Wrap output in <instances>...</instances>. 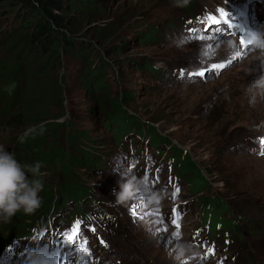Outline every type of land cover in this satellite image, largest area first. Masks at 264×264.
Listing matches in <instances>:
<instances>
[{"label": "rangeland", "instance_id": "374dc122", "mask_svg": "<svg viewBox=\"0 0 264 264\" xmlns=\"http://www.w3.org/2000/svg\"><path fill=\"white\" fill-rule=\"evenodd\" d=\"M99 1L102 8L91 12V17H99V13L110 17L77 30L81 49L63 54L60 63H55L52 74L61 96L51 104V113L63 126L56 136L47 138V145L56 143L71 150L67 133L80 136L84 132L81 141L96 154L98 165L106 168L102 173L94 166L67 174L65 168L53 165L50 171L44 166L40 171L44 185L41 200L46 191L48 194L54 189L56 193L58 186L73 182L89 189L90 200L96 199V205L103 209L101 217L94 215L88 225L59 228H67L69 259L74 258L77 264H179L168 250L182 245L186 249L183 264L223 262L218 254L202 255L195 243L202 232L203 217L198 196L189 192L185 178H177L172 193V183L167 184L169 191L161 188L169 181L162 165L148 166L147 174L139 176L116 157L110 159V165L104 161L109 159L106 153L116 149L109 128L112 118L107 113L115 110L112 100L120 94L126 95V111L169 137L202 170L209 181L203 195L216 196L228 206L226 213L211 221L217 227L215 232L226 236L227 246L215 237L227 264H264V102L250 106L243 93L245 86L261 74L262 65L258 53L241 44L249 29L264 28L263 15L256 18L257 25L251 21L252 15H260L259 1L238 0L235 7L221 0H189L185 7H177L176 0ZM260 1L264 5V0ZM19 7H12L11 0H0V33ZM237 7L244 8L245 14L236 17L230 29L222 22ZM192 15L201 18L193 35L179 36L178 25ZM96 28H105L103 33L113 29L115 33L98 40ZM218 29L223 30L221 35ZM231 40L240 44L235 55L227 47ZM205 45L210 49L207 57L202 55ZM146 61L161 73L156 76L146 70ZM212 65L223 66L216 74L195 75L204 67L213 70ZM99 68L101 77L93 79ZM167 71L181 73V79H173ZM101 78L106 80L108 97L100 90L90 94L84 91L85 87L91 89V80L95 84ZM10 115L3 119L0 130V146L6 150L17 135ZM159 161L162 163L163 158ZM156 175L163 177L161 182L148 183ZM171 179L175 177L171 175ZM127 182L133 184L136 195L125 204H117L112 189L119 191L120 184ZM172 212L175 218L169 215ZM15 216L8 222L0 220V237L10 235ZM42 222L41 217L34 223L41 233ZM55 239L57 245L51 242L52 250L58 251L60 236ZM31 241L44 245V251L45 245L49 246L45 234ZM237 251L247 259H237Z\"/></svg>", "mask_w": 264, "mask_h": 264}, {"label": "trees", "instance_id": "16d2710c", "mask_svg": "<svg viewBox=\"0 0 264 264\" xmlns=\"http://www.w3.org/2000/svg\"><path fill=\"white\" fill-rule=\"evenodd\" d=\"M99 3V0H11L12 7L20 4L19 8L24 11V15L18 9L15 18L7 27L4 26L0 33L4 42L0 44V47L4 44L0 49V130L3 119L9 112L12 113L10 119L17 135L13 137L9 144L11 147H8L7 151L13 153L22 165L39 162L41 169L44 166L47 171L57 165L65 168L67 174L72 171L78 174L80 170L93 169L94 166L97 170L100 169L99 171L106 168L98 165L96 154L81 141L84 132H81L80 136L72 132L67 133L66 140L71 150H64L56 143L47 145V138L56 136L60 126H63L62 122L57 121L59 117L51 113V104L57 96H61V90L57 89L52 74L55 63H60L63 54L78 53L81 49L76 39L77 30L85 24L105 21L110 17H104L102 13H99V17H91V12L102 8ZM104 29H94L95 38L102 40L115 33L113 29L103 33ZM145 68L156 73L148 63H145ZM101 74L102 70L99 68L97 76L93 79L101 77ZM105 81L101 78L93 84L91 80V89L85 87L84 91L90 94L100 90L101 95L108 97L107 89H104ZM13 84L15 88L8 91ZM124 98L126 95H115L112 100L115 110L107 113L108 117L112 118L109 128L116 140L121 141L131 132H136L144 136L149 135L146 137L154 147L169 144L178 164V174L188 181L191 187L189 192L198 196L201 209L206 210L219 203L221 212H224L227 205L221 204L216 196L203 195L202 190L208 188L209 181L197 164L183 149L172 144L169 137L161 135L153 125L126 111ZM41 123L45 129L43 134L26 137L20 142V136L28 127ZM103 159L107 163L106 158ZM57 189L56 193L51 189L50 193L47 194L46 191L43 194L41 207L34 214L26 215L22 211L17 213L15 227L9 228L12 229L9 238L24 235L25 229L37 218L47 215L51 210L57 211L66 202L75 203L76 211L81 210L82 198L89 197L90 193L89 189L73 182L60 185ZM8 236H1L0 243ZM240 258L247 259L242 254Z\"/></svg>", "mask_w": 264, "mask_h": 264}, {"label": "clouds", "instance_id": "9594fccd", "mask_svg": "<svg viewBox=\"0 0 264 264\" xmlns=\"http://www.w3.org/2000/svg\"><path fill=\"white\" fill-rule=\"evenodd\" d=\"M188 3L189 0H176L177 7H185ZM242 39L253 52L258 53L257 58L260 59L262 65L261 74L247 84L243 90L248 104L255 106L257 102H264V28L249 29ZM227 47L231 50V54L235 55L240 44L237 40H231ZM209 53L210 49L205 45L202 55L207 57ZM14 88L15 84L8 91ZM44 130L43 123L30 126L20 136V142H23L26 137L41 135ZM40 169L39 162L22 165L13 153L0 146V220L8 222L21 211L26 215H31L41 207L42 200L39 194L44 185L40 178ZM111 194L115 197L117 204H125L136 195V192L133 184L127 182L120 184L119 191L113 188ZM185 253L186 249L182 245L168 250L169 256L179 264H183L186 258ZM22 264H49V261L43 248H28L24 251Z\"/></svg>", "mask_w": 264, "mask_h": 264}, {"label": "snow or ice", "instance_id": "6c2138e0", "mask_svg": "<svg viewBox=\"0 0 264 264\" xmlns=\"http://www.w3.org/2000/svg\"><path fill=\"white\" fill-rule=\"evenodd\" d=\"M241 44H244V41L241 40ZM223 65H213V67H222ZM199 75L203 76L204 73L203 72H200Z\"/></svg>", "mask_w": 264, "mask_h": 264}]
</instances>
